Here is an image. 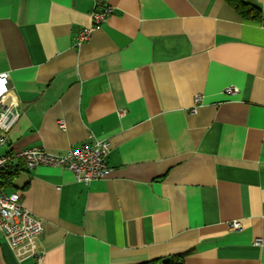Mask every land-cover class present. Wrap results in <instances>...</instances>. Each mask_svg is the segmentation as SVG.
<instances>
[{"label":"crops","instance_id":"obj_1","mask_svg":"<svg viewBox=\"0 0 264 264\" xmlns=\"http://www.w3.org/2000/svg\"><path fill=\"white\" fill-rule=\"evenodd\" d=\"M244 1L260 20L226 0H0V73L22 112L1 153L111 144L89 184L12 162L4 191L44 221L42 264H264V0ZM0 264L39 263L0 231Z\"/></svg>","mask_w":264,"mask_h":264},{"label":"built area","instance_id":"obj_2","mask_svg":"<svg viewBox=\"0 0 264 264\" xmlns=\"http://www.w3.org/2000/svg\"><path fill=\"white\" fill-rule=\"evenodd\" d=\"M111 13L112 9L108 6L101 11L94 10L92 23L81 32L78 45L89 41L93 32L107 21ZM225 90L230 94L237 92L233 87ZM200 101L201 96H196L195 105L197 106ZM19 105L14 88L10 84L9 73H0V173L15 159H23L29 169L39 166L60 167L74 173L78 182L86 184L108 176L107 156L111 148L109 141H97L91 145L70 149L63 155L50 153L43 147H33L14 154H2L1 149L10 143V133L22 117ZM197 110L198 107H194L192 112L197 113ZM60 127L64 128L65 125L61 124ZM20 201L19 193L8 194L0 185V231L20 259L34 257L42 264L44 253L38 248V243L44 233V221L36 218L31 211L21 205ZM230 228L238 229L239 223H231Z\"/></svg>","mask_w":264,"mask_h":264},{"label":"trees","instance_id":"obj_3","mask_svg":"<svg viewBox=\"0 0 264 264\" xmlns=\"http://www.w3.org/2000/svg\"><path fill=\"white\" fill-rule=\"evenodd\" d=\"M226 2L245 20H260L261 12L257 7L246 3L244 0H226ZM19 163V164H18ZM17 167H15L12 162L7 168H5L0 173V185L7 191L15 188V181L18 177V172H20V162L18 161ZM17 193H21L17 191ZM142 264H185L184 256L178 255L169 259H157Z\"/></svg>","mask_w":264,"mask_h":264}]
</instances>
